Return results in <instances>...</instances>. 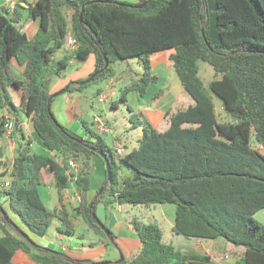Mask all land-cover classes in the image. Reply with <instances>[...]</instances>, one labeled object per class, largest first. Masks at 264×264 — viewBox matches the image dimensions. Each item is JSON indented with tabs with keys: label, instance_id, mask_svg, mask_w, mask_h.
<instances>
[{
	"label": "trees",
	"instance_id": "obj_1",
	"mask_svg": "<svg viewBox=\"0 0 264 264\" xmlns=\"http://www.w3.org/2000/svg\"><path fill=\"white\" fill-rule=\"evenodd\" d=\"M147 1L37 0L27 8L29 18L39 24L33 39L16 26L23 21L21 6L12 16L7 9L0 13V137L7 133L10 119L14 122L10 137L21 136L10 187L0 188V207L9 217L0 211V264H14L19 252L35 264L98 263L72 259L41 246L36 238L46 237L56 219L59 234L74 235L75 219L80 217L107 245H117L115 234L110 230L109 236L95 219L100 204L106 209L172 204L175 234L223 239L243 250L235 264H264V225L255 220L264 210V0H151L142 9L131 7ZM87 3L92 4L85 7L81 23ZM70 35L78 45L74 51L65 49ZM60 50L65 54L57 58ZM167 50L174 51L171 62L189 102L165 114L163 131L148 121L134 123L142 127L143 136L138 148L119 160L104 136L85 121L89 139L62 125L49 111L53 80L62 77L74 60L93 59L95 70L83 81L69 82V93L114 78V65L135 58L144 72L137 83L121 91L118 101L131 109L128 93L135 90L144 96L158 82L151 57ZM105 58L108 69L84 83L104 69ZM199 62L216 72L208 87L199 75ZM14 63L23 67L21 77L15 74ZM16 93L22 97L20 105ZM211 94L221 101L226 121L220 120ZM162 95L159 91L155 99ZM23 115L55 158L33 151L20 125ZM99 153L110 160L112 180L107 174L102 194L91 200L92 161L102 158ZM69 160L82 165L77 180L81 201L73 215L62 201L72 186ZM4 165L0 163V168ZM45 174L53 175L60 199L52 210L39 193ZM130 226L142 248L119 264H220L209 255L166 243L158 224H144L135 217Z\"/></svg>",
	"mask_w": 264,
	"mask_h": 264
},
{
	"label": "crops",
	"instance_id": "obj_2",
	"mask_svg": "<svg viewBox=\"0 0 264 264\" xmlns=\"http://www.w3.org/2000/svg\"><path fill=\"white\" fill-rule=\"evenodd\" d=\"M36 1L37 0L23 1L24 6H21L23 8V20L24 18L26 20L29 19V16L27 15L26 17L24 13L27 12L28 5L34 4ZM4 9H6L5 0H0V13H3ZM12 14L13 13H9V16H12ZM35 23L38 24V22L34 21L33 25L30 27V32H34L33 36L29 37L31 39L36 36V33L39 29V24L34 25ZM173 53L174 51L167 50L159 52L151 57L152 72L153 75L158 77V82L151 84L144 96H142L140 92L135 90L130 91L127 95L129 105L131 106V109L128 108V111L131 114L130 117L139 116L140 114L142 116L141 121H148L155 128L161 131L167 128L165 114L169 110L177 109L183 103L189 102L183 93V88L180 84L178 76H175L176 72L171 62V56ZM87 62H89V66L82 63L81 67H77L76 70H73L69 76L65 77L64 81H57L55 85L60 86L62 84L60 86V89L65 87L68 88L69 82H78L87 79L88 76L91 75L95 70L93 59H90ZM78 64L79 62H76L75 60L71 63L72 66H77ZM13 67L15 74L18 77H21L24 71L23 67H20L17 63H14ZM143 72L144 70L139 62L138 69L136 67L133 69L128 63L127 67L125 68L123 66L119 73H117L116 71V76L114 78L98 85L96 89L90 88L86 89L83 92H76L71 94H67V91L64 94L57 96L58 98L55 97V101L52 104V111L62 125L76 132L80 136L89 139V135L87 134L86 129L83 127V121H85L88 127L104 136L105 139L106 136H108L112 140V143L108 144L111 148H114L116 142H120L124 148L123 155H126L138 148V143L142 138L140 135L143 136V132H140L138 138L133 139V141H131L129 137L126 139L121 138L117 134L118 132L116 122L114 124V121L108 118L107 115L109 113V110L113 111L114 108L119 107L118 101L120 100L121 91L124 88L137 83L139 81V74L141 75L143 74ZM171 81L173 82V84H171ZM156 85L161 86L162 89L158 88L157 90H154L153 87ZM159 91H163V95L155 99V95ZM100 97H103V101L99 100ZM15 100L18 105L21 104L22 97L19 93L15 94ZM103 115H105L106 118H104ZM86 116L90 117V121L85 118ZM99 117L109 126V132L101 133L97 131L94 119ZM125 119L127 121L126 127H128L130 130L135 129V122H132V118L125 117ZM20 125L24 131L25 136L31 139L34 152L40 155L55 158V155L43 145L28 117L23 115L21 117ZM20 140L21 136L19 134L17 135L16 139L11 138L8 134L0 137V163L6 164L0 168V175H4L3 177H0V182L10 179L9 173L11 172L12 164L14 161V151ZM106 177L107 169L104 159L100 157H94L92 161L91 190L89 192V198L91 200L104 187ZM39 193L41 199L49 209L52 210L59 206L60 199L55 188V179L53 175H44L43 185L39 187ZM78 193H80L79 189L76 186H71L64 192V196L62 199L63 204L67 206L72 215L75 214V209L79 207V202L77 201ZM126 206H115L113 210L122 213L124 212ZM256 217L259 219V222L264 223V210L257 213ZM111 218V220H115L117 223L116 226H112V221H110L111 227H113V229L117 227H124V225L118 226L119 221L117 220V218ZM75 224L76 232L74 235H61L57 231V228L60 225V221L56 219L49 229L46 237L40 239L36 238L37 242L41 245L43 240H47L49 246L46 248L54 250L56 247V251L65 253L67 256L75 260L88 259L94 262L106 260L107 241L96 235L93 231L89 230L87 225L80 217H76ZM92 232L96 236H98L99 239H87L89 235L93 234ZM114 234L117 237V245H122L124 249L123 255L125 259L131 260L140 252L142 244L131 226L125 223V227L123 228V230H120L119 232L115 230ZM78 240L81 242L78 243ZM86 240H88L87 246L85 245ZM219 241L227 244V242L223 239L216 240L215 242ZM203 244L204 243L200 242L194 246L182 245L179 249L186 252H197L195 250H189V248L193 249L201 246L205 249L206 246ZM19 253H17L14 259V264ZM197 253L202 254L201 251H198ZM229 264H235V262Z\"/></svg>",
	"mask_w": 264,
	"mask_h": 264
},
{
	"label": "rangeland",
	"instance_id": "obj_3",
	"mask_svg": "<svg viewBox=\"0 0 264 264\" xmlns=\"http://www.w3.org/2000/svg\"><path fill=\"white\" fill-rule=\"evenodd\" d=\"M132 1V0H130ZM24 15L27 17L28 12H25ZM34 20L32 19H28L26 20L24 18V20L17 24L16 26L18 28H20L23 32H26L28 34L29 37L33 36L34 32H30V27L33 25ZM34 25H38L37 23H35ZM38 27V26H37ZM173 51V50H170ZM65 54L64 50H60L57 54V58H60L61 56H63ZM91 62V61H90ZM129 63V65H131V67L134 69L135 67L138 69V61L137 59L133 58V59H129L126 60L124 62H119L117 63L115 66V70L117 71V73L120 72L121 68H123V66L126 68L127 64ZM85 65H90L89 62H85L83 63ZM82 63H79L77 66H70L67 70L63 71L62 73V77L59 78H55L53 80V84H52V88H51V92L53 95H57L58 93H61L65 88H61L60 86L55 85V83L58 81H64L66 76H69L71 74V72L73 70H76L77 67H81ZM199 69H200V77L202 79V81L204 82V85L206 87H208V84L215 78V74L216 72L214 71V69L207 63L204 62H199ZM175 76L177 77V75L175 74ZM103 82L100 83H93L91 84L88 89L93 88L96 89L98 85L102 84ZM171 84H173V82L171 81ZM153 87V86H152ZM158 88H161V86H154L153 89L157 90ZM153 91V90H152ZM166 92V90H165ZM67 94H71V93H67ZM214 100V103L216 105V110L217 113L220 116V120L221 121H226V116H224L223 110H222V105H221V101L218 100L215 96H213V94H211ZM58 98V97H57ZM131 114L128 111V108L126 105H124L123 103L119 104L118 108H114L113 111L109 110V113L107 115L108 118H110L112 121H114V124L116 122V126H117V134L118 136H120L121 138H130L131 141H133V139H137L139 133L143 132L142 128L140 126H136L135 129L130 130L128 127H126L127 125V121L125 119V117H129L132 118V122L135 123H139V121H141L142 116L139 114V116H132L130 117ZM104 118H106L105 115H103ZM88 121H90V117L86 116L85 117ZM116 119V121H115ZM79 123V122H78ZM142 137V135H140ZM106 141L108 144L112 143V140L106 136ZM97 217L101 220V222L106 226V228L110 229L113 233L115 230H117V232H119L120 230H123V228L125 227V223L127 225L130 226L131 221L135 218L138 217V220H140L141 222H143L144 224H149V223H155L158 224L162 231H163V235H164V241L168 244L173 243L174 246L179 249L180 246L182 245H188V246H194L200 242L204 243L203 245L206 246V248L204 249L201 246H198L197 248H189V250H195V251H201L202 254H206L209 255L213 258V260L217 263H234L236 262L237 259H239L242 256V249H238L235 248L233 245L231 244H225L222 241L219 242H215L212 240H196V239H187L184 236L181 235H177L173 232L172 228H173V224H174V220H175V206L172 204H165V205H152L150 208H146L144 206H132V205H127L124 209V212H117L115 210H113V208L111 209H106L102 204L98 205L97 208ZM111 217H115L117 218V220L119 221L118 226H122L124 225V227H120V228H115L113 229V227H111V223L110 221H112V226H116V221L115 220H111ZM125 218V219H123ZM255 220L259 221V219L255 216ZM115 221V222H114ZM264 225V223H262ZM93 233V232H92ZM87 239H99L98 236H96L94 233L89 235ZM37 241V239H36ZM81 241L78 240V243H80ZM39 244V243H38ZM88 244V240L85 241V245L87 246ZM43 247H48V241L47 240H43L42 244ZM107 245V243H106ZM120 246V247H119ZM203 248V249H200ZM56 250V247L55 249ZM124 249L122 247V245H116L115 243L110 242L107 245V252H106V260H120L121 259V254L120 252H123ZM65 254V253H64ZM15 264H35L33 263L31 260H29L23 253H19Z\"/></svg>",
	"mask_w": 264,
	"mask_h": 264
},
{
	"label": "built area",
	"instance_id": "obj_4",
	"mask_svg": "<svg viewBox=\"0 0 264 264\" xmlns=\"http://www.w3.org/2000/svg\"><path fill=\"white\" fill-rule=\"evenodd\" d=\"M19 6H24V2L21 0H5V7L9 13H14ZM78 47L76 40L70 35L67 39V43L65 49L67 51H74ZM100 101H103V97H100ZM94 123L96 125V129L98 132L107 133L109 132V126L99 117L94 119ZM14 127V122L12 119L9 120V123L6 126V131L8 135H11ZM115 153L121 157L124 154V148L120 142H116L114 145ZM69 171L68 174L72 179V186L77 187V180L82 170L81 163H78L74 160H69L68 162ZM11 184V179L0 182V188H9ZM78 188V187H77ZM80 192V191H79ZM77 201L80 203L81 201V193L77 195Z\"/></svg>",
	"mask_w": 264,
	"mask_h": 264
},
{
	"label": "water",
	"instance_id": "obj_5",
	"mask_svg": "<svg viewBox=\"0 0 264 264\" xmlns=\"http://www.w3.org/2000/svg\"><path fill=\"white\" fill-rule=\"evenodd\" d=\"M149 1H151V0H148L147 2H144L143 4H141V5H139V6H131V7L142 9V8H144V7L147 5V3H148ZM90 4H92V3H87L85 6H83V11H82V14H81V17H80L81 23L83 22V15H84L85 7H86L87 5H90ZM120 5L123 6V7H127V6H129L128 4H124V3H121ZM203 36H204V39L207 40V39H206V36H205V34H204V30H203ZM208 46H209V44H208ZM209 47H210V46H209ZM105 62H106V64H105L104 69H102L101 71L96 72L92 77H90V78H89L88 80H86L84 83H89V82H91V81H92L97 75L101 74V73L104 72L106 69H108L110 63H109V61H108L107 58H105ZM84 83H81V84H84ZM67 91H68V88L64 89L61 93H58L57 95H53V96H52V98L49 100V106H48L49 111H51V109H52V105H51V101H52V99L55 98V97H57V96H59V95H61V94L66 93ZM99 155H100V156L104 159V161H105L106 169H107V174H108V181L111 182V180H112V173H111L110 160H109V158L107 157L106 154L99 153ZM117 159L119 160L120 157H117ZM103 190H104V187H103V189L100 191V194H102ZM0 211L4 214V216H5L7 219H9V217L7 216V213H6V211L4 210V208L0 207ZM95 219L98 221V223H100V221H99V219L97 218V216H95ZM101 226H102L103 230H104V231L110 236V234H111L110 229L106 228V226L103 225V224H101ZM21 233H22V235H23L25 238L28 237L27 234H25L24 232H21ZM120 254H121V259L118 260V261H103V262H100V263L98 262V263H93V264H110V263H118V264H119V263H122V262L125 260V257H124V255H123V252H120Z\"/></svg>",
	"mask_w": 264,
	"mask_h": 264
}]
</instances>
